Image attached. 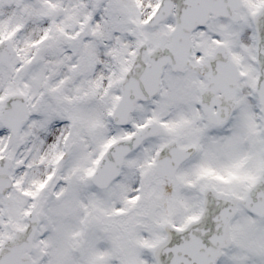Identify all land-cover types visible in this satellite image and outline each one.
<instances>
[{"label": "snow or ice", "instance_id": "1", "mask_svg": "<svg viewBox=\"0 0 264 264\" xmlns=\"http://www.w3.org/2000/svg\"><path fill=\"white\" fill-rule=\"evenodd\" d=\"M0 264H264V0H0Z\"/></svg>", "mask_w": 264, "mask_h": 264}]
</instances>
